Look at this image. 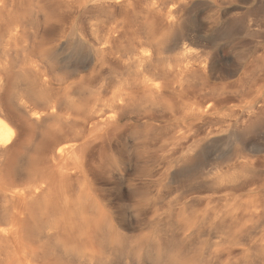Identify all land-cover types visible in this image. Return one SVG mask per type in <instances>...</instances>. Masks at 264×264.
<instances>
[{
	"label": "bare ground",
	"instance_id": "obj_1",
	"mask_svg": "<svg viewBox=\"0 0 264 264\" xmlns=\"http://www.w3.org/2000/svg\"><path fill=\"white\" fill-rule=\"evenodd\" d=\"M221 3L227 8L212 0H0V264L127 262L126 250L115 248L126 220L114 215L113 199L98 189L97 172L111 152L126 164L111 165L109 176L118 177L124 190L134 186L135 174L125 170L138 144L129 145L126 158L118 148L128 123L155 117L171 123L179 118L207 121L240 98V92L218 94L190 81L205 71L223 76L216 58L195 65L187 61L189 55L162 56L180 46L214 49L243 40L248 42L241 43L246 50L240 60L255 53L260 45L255 40L264 43V23L255 30L250 17L264 15V0ZM76 14H101V20L94 16L88 22L93 40L71 27L70 41L48 52L50 30ZM262 52L260 60L264 44ZM87 61L99 74L113 66L122 72L87 96L63 87L56 72L64 67L77 71ZM257 97L239 109L245 115H240L241 124L208 142L210 147L200 143L202 138L188 140L192 122L172 124L164 132L138 124L137 136L151 131L155 143L135 154L154 168L161 162L169 167L186 162L171 173L170 180L176 181L203 175L209 154L217 146L230 148L240 173H246L253 165L242 156L249 135H264V95ZM117 195L116 201L127 199ZM230 203L226 207L235 204L251 217L260 207L257 199ZM238 216L233 222H241ZM154 255L157 264L165 260L158 249Z\"/></svg>",
	"mask_w": 264,
	"mask_h": 264
},
{
	"label": "rangeland",
	"instance_id": "obj_2",
	"mask_svg": "<svg viewBox=\"0 0 264 264\" xmlns=\"http://www.w3.org/2000/svg\"><path fill=\"white\" fill-rule=\"evenodd\" d=\"M212 2L223 10L227 8L221 3V0H212ZM94 16H97L98 20L102 19L101 14L66 16L61 24L50 30L48 52L70 41L68 30L71 27L83 32L87 39L92 41L93 36L90 34L88 22ZM250 20L253 28L258 30L264 23V15L253 14ZM43 23L44 20L41 19L40 24ZM255 41L260 44L257 51L247 56L243 61L240 58L246 47L244 49L241 43L248 42L247 40L241 41L240 44L239 41L234 42L236 48L233 44L225 46L222 43L220 48L215 47L214 49L212 47H208V49L191 47L189 49L185 46L180 48V46L163 51L164 59H182L185 55H189L187 61L195 65L198 63L201 65L205 63L204 60L209 61L216 58L215 61L218 62L215 63L216 69L219 70L218 72L222 70V74L225 73L223 76L219 77L216 71V73L205 71L204 75L202 72L200 75L199 73L195 74L190 81H196L197 88L203 86L218 94L240 92L241 99L233 101L236 105L230 103L223 107L207 121L179 118L175 120V123H171L155 117L128 123L124 128L125 135L120 139L118 148H121V154L126 158L129 145L131 143L138 144L130 162V169L126 168L125 170V173L135 174L136 182L133 183L134 186L127 188L129 190L127 192V189L125 191L119 183L118 177L109 176L111 165L126 164L123 158L120 161L110 152L103 167L97 172V187L101 193L110 195L113 199L112 212L114 215L122 214L125 217L126 228L119 231L120 236L115 244L116 251L126 250L127 262L125 264H157L154 255L157 249L160 251L161 257L163 256L162 258L167 260H164L163 264H169L165 263L168 262V259L169 262L171 261L170 264H264L262 249L264 244V135L261 133L249 135L250 139L248 138L242 156L248 158L250 162L252 161L253 165L246 173H240L236 164L237 157L232 156L230 148L217 146L215 151L209 154L203 175L195 176L193 179L182 176L176 181H171V173L182 169L186 162L174 163L171 167L166 162H161L155 168L150 166L137 155L144 150V146L155 143L152 141L154 135L148 131L145 136L139 133L141 136L138 134V137L135 128L138 124H145L150 130L155 128L164 132L172 124L182 127L192 122L193 131L189 135V141L202 138L200 143L202 145L204 143L203 146H205L207 142L206 146L210 147L211 143L208 142L222 138L221 136L224 138L225 133L228 132L226 129L232 130V127L241 124L240 121L245 115L239 109L243 110L245 105L252 103L258 98L259 93L262 92L264 95V78L262 76L264 70L260 71L261 74L256 70L258 66L264 68V59H259L263 53L264 43H260L259 39ZM187 49L191 52L189 53ZM197 55L199 56L197 57ZM198 58L199 62H195ZM256 61L260 63L257 62L255 65ZM121 72L119 67L113 66L111 71L99 74L88 62L77 71L70 67H64L56 72V78L63 87L77 88L87 96L94 91V87H98V84L103 81H116L115 75ZM261 120H264V112ZM150 170L151 173H148ZM223 174L226 176H222ZM233 174L234 176H232ZM227 176L228 178H226ZM120 193L127 196L125 201H116V196H119L117 194ZM254 199L259 201L260 207L257 214L252 217L247 213L245 215L242 210L238 211L235 204V207L229 205L233 201L245 203V201L249 202ZM227 203L233 208L226 207ZM236 216L239 219L242 217L241 222L239 220L233 222ZM230 223L232 224L230 225ZM115 229L114 231H117L118 234V229ZM115 256L119 258V253L116 252Z\"/></svg>",
	"mask_w": 264,
	"mask_h": 264
}]
</instances>
